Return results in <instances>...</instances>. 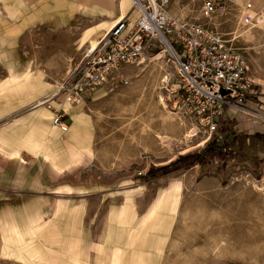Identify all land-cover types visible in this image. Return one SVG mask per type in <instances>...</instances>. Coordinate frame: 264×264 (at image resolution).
Returning a JSON list of instances; mask_svg holds the SVG:
<instances>
[{"label": "rangeland", "instance_id": "374dc122", "mask_svg": "<svg viewBox=\"0 0 264 264\" xmlns=\"http://www.w3.org/2000/svg\"><path fill=\"white\" fill-rule=\"evenodd\" d=\"M219 6L211 22L201 0H170L167 10L234 42L263 80L250 97L260 109L264 7ZM121 14L132 26L140 10L134 0L109 11L0 0V167L17 164L21 188L16 259L0 264H264V133L246 129L264 115L233 112L214 134L190 124L163 88L180 75L158 40L81 104L62 105L90 41Z\"/></svg>", "mask_w": 264, "mask_h": 264}, {"label": "built area", "instance_id": "2783aa9c", "mask_svg": "<svg viewBox=\"0 0 264 264\" xmlns=\"http://www.w3.org/2000/svg\"><path fill=\"white\" fill-rule=\"evenodd\" d=\"M143 9L134 25L118 23L90 47L70 81L60 93L63 103L79 105L97 88L107 83L123 65L137 62L147 49V42L158 40L166 49L164 39L173 50V62L179 70L178 84L163 88L170 92L172 108L190 124L204 133L214 134L231 112L264 115V109H252L250 97L255 94L254 80L245 55L227 40L217 27L199 21L172 16L170 0H139ZM202 13L209 22L223 12L219 0H201ZM264 19V11L261 14ZM50 100L47 101L49 103ZM54 112L55 126L67 129L59 108L48 104Z\"/></svg>", "mask_w": 264, "mask_h": 264}, {"label": "crops", "instance_id": "0c3cea01", "mask_svg": "<svg viewBox=\"0 0 264 264\" xmlns=\"http://www.w3.org/2000/svg\"><path fill=\"white\" fill-rule=\"evenodd\" d=\"M20 5L23 4H36L40 1H47V0H17ZM60 4L64 6H68L70 8H77L79 10H95V11H102L106 9V11H109L114 8V6L117 4L118 0H58ZM231 3L241 5L244 4L248 8H253L254 13H257L264 7V0H230ZM127 3V2H126ZM243 4V5H242ZM125 5H128L125 4ZM249 5V6H248ZM243 8V7H242ZM264 10V9H262ZM126 17L124 14H121V16L115 21L113 27L120 22L121 20H124ZM112 27V28H113ZM111 28V29H112ZM248 60V59H247ZM249 62V61H248ZM250 66V64H249ZM250 75L255 83H262L263 80H257V76H254V73L251 72L250 69ZM259 81V82H258ZM264 85V84H263ZM263 88V86H260ZM254 97L257 96V92L254 91ZM264 92H262V95ZM257 98V97H256ZM260 98V97H259ZM261 101L264 103V100L260 98ZM66 103H63L64 106ZM249 105L252 107V109H258L256 108V104L254 102L249 103ZM66 112L67 108L65 107ZM264 109V107H263ZM70 111V110H68ZM237 112V111H233ZM233 112H231V116L233 117ZM240 112V111H238ZM243 113V112H241ZM54 116V113H53ZM53 116H52V122H53ZM68 118V117H67ZM57 127V126H56ZM59 130L65 131V129L57 127ZM246 129L249 131V133H255L260 132L264 133V124L259 122H249L246 126ZM67 130V129H66ZM22 152V151H21ZM9 165V166H8ZM6 167H0V218L5 222L4 224L0 225V258L5 259H16L17 255V248L16 246H11L12 242H17L15 240V236L13 238L12 233L15 234L17 228V194L19 193V181H18V169L17 164H8ZM22 185L24 182H22ZM21 189V188H19ZM11 234L9 237H7L5 234ZM23 232V231H22ZM11 239V240H10ZM60 242L58 244V248L62 250L63 244ZM16 244V243H15ZM60 256V254H59ZM10 261V260H8ZM65 264V261L64 263ZM73 264H76L73 263Z\"/></svg>", "mask_w": 264, "mask_h": 264}, {"label": "bare ground", "instance_id": "6f19581e", "mask_svg": "<svg viewBox=\"0 0 264 264\" xmlns=\"http://www.w3.org/2000/svg\"><path fill=\"white\" fill-rule=\"evenodd\" d=\"M134 4L137 6V8L139 9V10H142L143 9V5H142V3L139 1V0H134ZM138 12V11H137ZM134 13H136V12H134ZM134 17H135V15H134ZM122 21H124V20H121L120 22H122ZM120 22H118V23H120ZM117 23V24H118ZM116 24V25H117ZM115 25V26H116ZM114 26V27H115ZM91 40V39H90ZM98 40V39H97ZM165 40V42H166V45H167V48H168V51H170V53L173 55L174 54V52H173V50L171 49V47L169 46V44H168V41L166 40V39H164ZM91 42V46L92 47H96L97 45H98V41H90ZM50 97V96H49ZM48 99H50V98H48ZM53 100V99H52ZM44 102V101H43ZM57 103H59V102H57ZM190 133H192V132H190ZM194 133V132H193ZM187 136H189V135H187ZM75 148V147H74ZM74 148H72L71 149V154H72V157H74V158H77L78 157V155H79V150H77V148L76 149H74ZM46 151V150H45ZM66 155V154H65ZM81 156V155H80ZM80 158V157H79ZM114 249V248H113ZM113 257V256H112ZM74 258V257H73Z\"/></svg>", "mask_w": 264, "mask_h": 264}, {"label": "trees", "instance_id": "16d2710c", "mask_svg": "<svg viewBox=\"0 0 264 264\" xmlns=\"http://www.w3.org/2000/svg\"><path fill=\"white\" fill-rule=\"evenodd\" d=\"M208 151H211L210 149H208ZM184 158H180L179 160H177L176 162H174L173 164H178L181 160H183ZM173 164H171L170 166H172ZM164 169H167V167H165V168H160V169H158L159 171L160 170H164Z\"/></svg>", "mask_w": 264, "mask_h": 264}]
</instances>
